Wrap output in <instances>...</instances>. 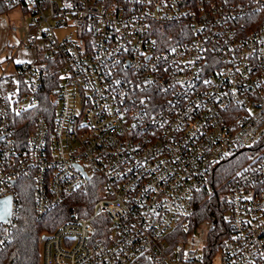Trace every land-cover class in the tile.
Returning <instances> with one entry per match:
<instances>
[{
  "label": "built area",
  "instance_id": "obj_1",
  "mask_svg": "<svg viewBox=\"0 0 264 264\" xmlns=\"http://www.w3.org/2000/svg\"><path fill=\"white\" fill-rule=\"evenodd\" d=\"M5 1L26 20L0 60V246L21 189L42 218L95 184L89 209L69 203L41 233V264H264V25L248 20L264 0ZM231 158L230 238L204 255L173 244Z\"/></svg>",
  "mask_w": 264,
  "mask_h": 264
},
{
  "label": "trees",
  "instance_id": "obj_2",
  "mask_svg": "<svg viewBox=\"0 0 264 264\" xmlns=\"http://www.w3.org/2000/svg\"><path fill=\"white\" fill-rule=\"evenodd\" d=\"M9 8L5 0H0V15ZM248 20H252L255 27L264 25V8L252 12L248 16ZM56 74V68L50 65L48 74L44 79L43 104L39 109L51 120L56 111V103L54 102L55 88L58 84ZM243 162L244 160L231 158L216 167L212 178L213 189H203L197 193L195 198L196 210L191 217L190 228L188 231L176 229L170 235V240L173 244L178 242L185 243L191 231L203 222L208 221L211 222V226L208 230L205 249L214 253L225 244L231 236L230 224L226 219V213L229 209L230 180L241 168ZM30 197V188L21 189V203L18 217L13 222L12 239L6 245L0 246V264H41V233L44 230L55 229L66 219V207L69 203H80L89 209L93 201L98 197V191L95 184H91L87 190L68 196L60 206L42 218H38L35 215Z\"/></svg>",
  "mask_w": 264,
  "mask_h": 264
},
{
  "label": "rangeland",
  "instance_id": "obj_3",
  "mask_svg": "<svg viewBox=\"0 0 264 264\" xmlns=\"http://www.w3.org/2000/svg\"><path fill=\"white\" fill-rule=\"evenodd\" d=\"M26 15L17 7L9 8L5 13L0 15V60L6 55L11 54L12 49L6 46L10 43H14L21 37L24 31V22ZM16 26V29H13ZM34 49L23 48L16 55V62L23 63L31 61L34 57ZM1 68V64H0ZM211 222H203L196 229L188 234V239L185 242L187 246L194 245L200 249L201 254H205V243L210 229ZM188 231V230H186Z\"/></svg>",
  "mask_w": 264,
  "mask_h": 264
},
{
  "label": "water",
  "instance_id": "obj_4",
  "mask_svg": "<svg viewBox=\"0 0 264 264\" xmlns=\"http://www.w3.org/2000/svg\"><path fill=\"white\" fill-rule=\"evenodd\" d=\"M11 214V198H0V220H8Z\"/></svg>",
  "mask_w": 264,
  "mask_h": 264
}]
</instances>
